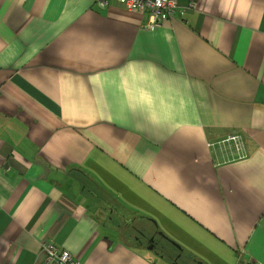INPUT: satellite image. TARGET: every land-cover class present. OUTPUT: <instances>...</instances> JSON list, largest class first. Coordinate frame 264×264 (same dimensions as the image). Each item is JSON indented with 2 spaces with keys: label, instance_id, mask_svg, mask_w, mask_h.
Returning a JSON list of instances; mask_svg holds the SVG:
<instances>
[{
  "label": "crops",
  "instance_id": "1",
  "mask_svg": "<svg viewBox=\"0 0 264 264\" xmlns=\"http://www.w3.org/2000/svg\"><path fill=\"white\" fill-rule=\"evenodd\" d=\"M176 2L0 0V264H264V0Z\"/></svg>",
  "mask_w": 264,
  "mask_h": 264
},
{
  "label": "built area",
  "instance_id": "2",
  "mask_svg": "<svg viewBox=\"0 0 264 264\" xmlns=\"http://www.w3.org/2000/svg\"><path fill=\"white\" fill-rule=\"evenodd\" d=\"M108 0H92L101 7L107 4ZM117 4L123 6L127 11L138 12L145 16L144 29L153 30L159 27L165 20L181 10L175 0H115ZM193 8L192 6H190ZM228 142H233L235 149L239 150L240 141L237 136H230ZM43 254L42 264H80L66 250H59L49 242H43L40 248ZM238 264H252L251 260L242 263L241 252L238 256Z\"/></svg>",
  "mask_w": 264,
  "mask_h": 264
},
{
  "label": "flooded vegetation",
  "instance_id": "3",
  "mask_svg": "<svg viewBox=\"0 0 264 264\" xmlns=\"http://www.w3.org/2000/svg\"><path fill=\"white\" fill-rule=\"evenodd\" d=\"M147 247L148 250L152 249L154 251H157L160 256H162V253L164 252L163 247L159 246L160 242L158 240H156L155 238H150L147 240ZM172 257H169L168 259H171ZM166 259L168 264H175L176 260L175 259H171L170 261Z\"/></svg>",
  "mask_w": 264,
  "mask_h": 264
},
{
  "label": "rangeland",
  "instance_id": "4",
  "mask_svg": "<svg viewBox=\"0 0 264 264\" xmlns=\"http://www.w3.org/2000/svg\"><path fill=\"white\" fill-rule=\"evenodd\" d=\"M175 2H176V0H175ZM177 3V2H176ZM177 5L179 6V4L177 3ZM181 7V6H180ZM71 255V254H70ZM72 256V255H71ZM73 257V256H72ZM74 259H77V258H75V257H73ZM79 261V260H78ZM80 262V261H79ZM246 262H248V261H246ZM252 262V261H251ZM80 264H82L81 262H80ZM252 264H253V262H252Z\"/></svg>",
  "mask_w": 264,
  "mask_h": 264
},
{
  "label": "trees",
  "instance_id": "5",
  "mask_svg": "<svg viewBox=\"0 0 264 264\" xmlns=\"http://www.w3.org/2000/svg\"><path fill=\"white\" fill-rule=\"evenodd\" d=\"M154 30V29H153ZM228 139V138H227ZM227 139L225 140V142L230 143V144H234L233 142H228ZM235 146V145H234ZM236 150V149H235Z\"/></svg>",
  "mask_w": 264,
  "mask_h": 264
},
{
  "label": "water",
  "instance_id": "6",
  "mask_svg": "<svg viewBox=\"0 0 264 264\" xmlns=\"http://www.w3.org/2000/svg\"><path fill=\"white\" fill-rule=\"evenodd\" d=\"M175 247H177V246H175ZM178 248V247H177ZM152 249H150L149 251H151ZM176 264V263H175Z\"/></svg>",
  "mask_w": 264,
  "mask_h": 264
}]
</instances>
